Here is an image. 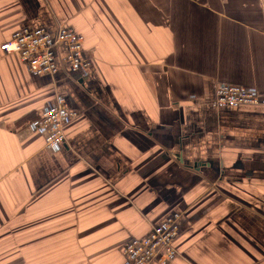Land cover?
<instances>
[{
    "label": "crops",
    "instance_id": "1",
    "mask_svg": "<svg viewBox=\"0 0 264 264\" xmlns=\"http://www.w3.org/2000/svg\"><path fill=\"white\" fill-rule=\"evenodd\" d=\"M28 25L75 30L93 70L54 82L0 46V264H133L173 213L166 264H264V110L211 104L264 93V0H0V45ZM59 92L78 116L49 149Z\"/></svg>",
    "mask_w": 264,
    "mask_h": 264
},
{
    "label": "built area",
    "instance_id": "2",
    "mask_svg": "<svg viewBox=\"0 0 264 264\" xmlns=\"http://www.w3.org/2000/svg\"><path fill=\"white\" fill-rule=\"evenodd\" d=\"M83 36L63 25L55 32L44 26H23L2 42L5 54H17L28 66L29 72L38 76L55 78L61 67H68L81 76L92 74V59L84 55ZM212 108L264 110V93L236 83L218 81L214 86ZM49 101L42 111L36 128L45 138L46 148L56 149L66 143L67 123L78 116L69 106L63 92ZM180 213H173L166 220L152 226L142 237H134L123 247V253L133 264H166L179 253L175 246L179 235Z\"/></svg>",
    "mask_w": 264,
    "mask_h": 264
},
{
    "label": "rangeland",
    "instance_id": "3",
    "mask_svg": "<svg viewBox=\"0 0 264 264\" xmlns=\"http://www.w3.org/2000/svg\"><path fill=\"white\" fill-rule=\"evenodd\" d=\"M80 74V73H79ZM81 75V74H80Z\"/></svg>",
    "mask_w": 264,
    "mask_h": 264
}]
</instances>
